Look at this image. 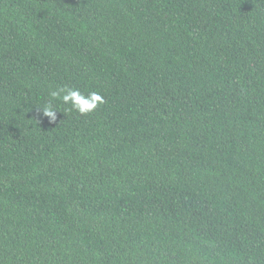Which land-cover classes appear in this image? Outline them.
Here are the masks:
<instances>
[{"label":"trees","instance_id":"1","mask_svg":"<svg viewBox=\"0 0 264 264\" xmlns=\"http://www.w3.org/2000/svg\"><path fill=\"white\" fill-rule=\"evenodd\" d=\"M0 264H264V0H0Z\"/></svg>","mask_w":264,"mask_h":264},{"label":"clouds","instance_id":"2","mask_svg":"<svg viewBox=\"0 0 264 264\" xmlns=\"http://www.w3.org/2000/svg\"><path fill=\"white\" fill-rule=\"evenodd\" d=\"M58 93L53 92L52 96L56 97ZM65 103L71 102L73 107L81 114H86L93 111L97 107V102L103 103V98L98 93H89L88 98H85L78 90H70L63 97ZM43 114L49 117L50 120H55L56 110L51 103L42 110Z\"/></svg>","mask_w":264,"mask_h":264}]
</instances>
